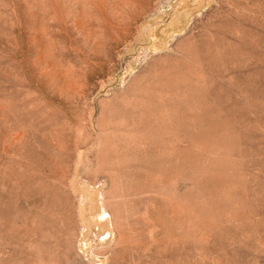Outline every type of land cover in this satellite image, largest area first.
<instances>
[{
	"label": "rangeland",
	"instance_id": "rangeland-1",
	"mask_svg": "<svg viewBox=\"0 0 264 264\" xmlns=\"http://www.w3.org/2000/svg\"><path fill=\"white\" fill-rule=\"evenodd\" d=\"M176 3L0 0V264H264V0Z\"/></svg>",
	"mask_w": 264,
	"mask_h": 264
},
{
	"label": "crops",
	"instance_id": "crops-1",
	"mask_svg": "<svg viewBox=\"0 0 264 264\" xmlns=\"http://www.w3.org/2000/svg\"><path fill=\"white\" fill-rule=\"evenodd\" d=\"M181 1L177 0L175 13L170 22V27L175 30L177 29L179 32L187 28L192 18L205 12L214 3V0H190L187 4L183 5ZM177 6L179 7L177 8ZM159 42L166 44L165 39H161Z\"/></svg>",
	"mask_w": 264,
	"mask_h": 264
}]
</instances>
